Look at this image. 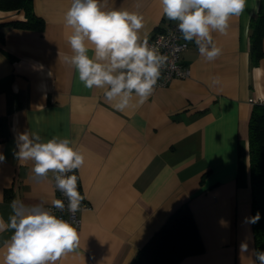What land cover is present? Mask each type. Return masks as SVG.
I'll list each match as a JSON object with an SVG mask.
<instances>
[{
	"label": "crops",
	"instance_id": "1",
	"mask_svg": "<svg viewBox=\"0 0 264 264\" xmlns=\"http://www.w3.org/2000/svg\"><path fill=\"white\" fill-rule=\"evenodd\" d=\"M260 0L229 21L227 34L213 32L222 54L212 62L188 42L182 63L186 78L154 88L143 104L135 95L117 111L105 89H87L73 66L64 15L71 0H32L43 30L14 26L26 20L23 8L0 7V219L11 203L56 199L53 173L38 179L32 161L14 153L19 134L42 142L68 138L85 158L75 170L78 190L89 206L78 215L79 245L56 264H132L141 246L181 203L188 202L204 250L178 264H253L249 120L264 98V56L251 61L249 23ZM102 10L143 16L142 41L178 21L162 14L160 0H100ZM89 56L93 55L89 45ZM264 49V38H262ZM40 66H43L42 68ZM51 73V75H49ZM214 81H217L214 83ZM13 230L0 232V264ZM249 253H240L241 242Z\"/></svg>",
	"mask_w": 264,
	"mask_h": 264
},
{
	"label": "clouds",
	"instance_id": "2",
	"mask_svg": "<svg viewBox=\"0 0 264 264\" xmlns=\"http://www.w3.org/2000/svg\"><path fill=\"white\" fill-rule=\"evenodd\" d=\"M162 14L168 20L178 21V30L185 41L194 40L201 57L215 61L222 49L214 42L212 33L227 34L232 17L241 16L247 0H160ZM66 26L72 29L68 37L71 55L63 60L73 66L79 81L87 89H105L104 98L117 101L113 107L124 111L133 96L143 105L152 95L167 57L158 49L141 42L139 31L144 27L143 16L127 10H102L100 0H71L64 15ZM89 45L93 55L89 56ZM41 68L43 66H40ZM51 75V73H49ZM217 81H214L216 83ZM14 153L19 161H32L31 169L38 179L54 174L55 188L67 198V211L73 216L80 210L83 196L78 191V176L85 158L72 146L68 138L53 137L42 142L35 133H21ZM5 159L0 153V161ZM52 208L65 210L61 199L51 201ZM12 215L5 223L0 219V232L13 230L5 242L4 264H56L66 253L79 245L77 228L58 217L43 203L25 205L11 203ZM260 213L250 218L252 223ZM240 253H249V245L242 241ZM253 264H264V251L251 250Z\"/></svg>",
	"mask_w": 264,
	"mask_h": 264
},
{
	"label": "trees",
	"instance_id": "3",
	"mask_svg": "<svg viewBox=\"0 0 264 264\" xmlns=\"http://www.w3.org/2000/svg\"><path fill=\"white\" fill-rule=\"evenodd\" d=\"M0 7L23 8L26 20L13 21L14 26L43 30V19L32 10V0H0ZM251 61L258 64L264 49V0L252 15L249 23ZM249 163L251 174V218L260 213L252 223L254 247L264 251V104L255 103L249 120ZM204 245L188 202L179 204L141 246L132 264H178L184 257L203 252Z\"/></svg>",
	"mask_w": 264,
	"mask_h": 264
},
{
	"label": "built area",
	"instance_id": "4",
	"mask_svg": "<svg viewBox=\"0 0 264 264\" xmlns=\"http://www.w3.org/2000/svg\"><path fill=\"white\" fill-rule=\"evenodd\" d=\"M178 22L171 23L166 26L160 27L152 34L145 37L141 42L147 40L149 46L158 49L159 53L167 57V61L161 67V75L158 79L157 85L154 88L165 87L174 78H186L190 75V70L182 63L183 52L188 47V42L182 38L180 31L178 30ZM253 103L264 104V98L251 99ZM75 174V170L73 173ZM53 189L56 194V199H61L65 203V210L60 211L52 208L49 204L46 208L52 210L58 217L68 220L74 227L79 228L81 224L79 211L87 208L89 204L82 200L80 210L73 216L67 211V198L55 188L54 175H53ZM79 191V190H78Z\"/></svg>",
	"mask_w": 264,
	"mask_h": 264
}]
</instances>
